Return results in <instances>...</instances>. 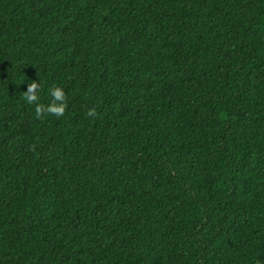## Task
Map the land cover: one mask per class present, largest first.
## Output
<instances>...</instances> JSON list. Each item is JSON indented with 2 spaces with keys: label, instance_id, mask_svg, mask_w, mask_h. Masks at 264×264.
<instances>
[{
  "label": "trees",
  "instance_id": "obj_1",
  "mask_svg": "<svg viewBox=\"0 0 264 264\" xmlns=\"http://www.w3.org/2000/svg\"><path fill=\"white\" fill-rule=\"evenodd\" d=\"M0 264H264V0H0Z\"/></svg>",
  "mask_w": 264,
  "mask_h": 264
},
{
  "label": "clouds",
  "instance_id": "obj_2",
  "mask_svg": "<svg viewBox=\"0 0 264 264\" xmlns=\"http://www.w3.org/2000/svg\"><path fill=\"white\" fill-rule=\"evenodd\" d=\"M40 91V85L37 83L36 80H32L27 85L26 91H24V96L26 102L28 104H35L36 105V114L39 118L42 114H52L57 117L63 116L66 108H67V98L65 91L60 87H53L50 90V95L52 97V102L45 106L38 103L40 97L38 95ZM87 115L90 117H95L97 115L96 109L91 108L88 110Z\"/></svg>",
  "mask_w": 264,
  "mask_h": 264
}]
</instances>
